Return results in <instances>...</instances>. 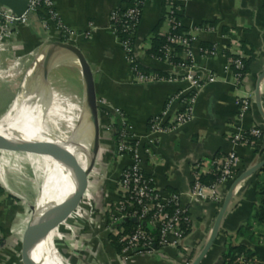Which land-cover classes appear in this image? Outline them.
Here are the masks:
<instances>
[{"label":"crops","instance_id":"0c3cea01","mask_svg":"<svg viewBox=\"0 0 264 264\" xmlns=\"http://www.w3.org/2000/svg\"><path fill=\"white\" fill-rule=\"evenodd\" d=\"M132 1L53 0L56 18H48L45 26L39 12L31 14L29 24L18 30L13 43L19 55L37 53L46 41H63L61 30L70 31L73 36L67 42L82 51L94 73L98 101L105 104L99 112L100 148L87 188L74 210L68 211L63 206L76 195L75 191L56 205L58 217L46 235V252L52 264H122L113 239L126 229V221L116 211L121 175L131 163L129 156H119L117 152L124 122L131 128L133 141L141 147L144 174L152 179L163 198L180 195L193 220L182 247L137 256L130 264L191 262L208 241L231 185L219 187L216 203H192L189 194L194 165L200 163L210 168L214 158L235 151L238 157L235 180L264 161V118L256 102L259 85L264 113V78L259 81L264 72V0H172L184 29L195 37L193 72L202 77L213 74L216 78L197 91L192 122L164 135H153L149 122L161 113L171 96L188 86L178 81L147 84L136 81L128 56L111 27L112 14ZM164 10V0H150L143 7L133 43V59L149 71L180 80L188 70L175 68L148 53L155 28L160 25L161 35L167 32L166 23L161 25ZM204 44L214 46L215 55L201 54L199 48ZM245 53L250 59L248 72L237 82L230 68V56ZM243 98L251 101V107L241 118L237 101ZM103 112L108 113L110 122L105 121ZM107 124L112 128L109 133L103 128ZM254 127L263 131L261 139L253 146H233L231 137L235 133H245ZM26 135L19 137V141H41H26ZM7 153L27 155L30 160L35 157L34 174H38L41 156ZM6 168L0 165V264H25L24 254L30 255L26 234L33 213L26 221L22 220L30 208L24 205V198L6 193L10 189V172ZM49 169L41 179V186L37 178L33 180L38 190L36 203ZM263 180L261 169L237 185L218 238L202 264H222V257L232 246L246 247L255 264H264V225L258 224L253 216L259 202L258 186ZM85 201L90 204L85 205Z\"/></svg>","mask_w":264,"mask_h":264},{"label":"built area","instance_id":"2783aa9c","mask_svg":"<svg viewBox=\"0 0 264 264\" xmlns=\"http://www.w3.org/2000/svg\"><path fill=\"white\" fill-rule=\"evenodd\" d=\"M150 0H133L131 7H122L117 9L111 18V27L113 33L117 36L123 50L128 56L132 66L134 77L139 83H154L170 81L185 83L188 87L171 96L164 109L159 115L149 122V130L153 135H164L174 132L179 127L192 122L194 109L197 100V91L204 85L215 81L216 76L211 74L206 77L197 76L193 72V47L195 37L193 33L184 35L171 34L178 28H182V20L179 19V13L172 0H165V19L169 32L167 41L172 45H179L185 48L184 59L190 60V63L173 66L175 68L185 69L189 72L180 80L175 78H160L158 76H144L137 72L133 67V43L135 34L141 21L143 7ZM28 10L20 17L11 10L0 6V43L14 47L15 35H10L13 27H25L29 24V17L33 13H42L44 15L42 24L46 25L48 18H56L53 0H27ZM58 26V25H57ZM59 27V26H58ZM63 41L67 42L72 36L68 30H61ZM119 34L124 38H120ZM201 54L213 56L216 48L204 50L199 48ZM36 55V54H35ZM172 55L171 47H168L166 58L170 59ZM245 55H240L236 59H230V68L233 70L234 78L241 82L245 75L242 71L245 65L242 60ZM34 59V58H33ZM32 63V62H31ZM171 65V64H170ZM172 66V65H171ZM239 116L243 118L250 110L251 101L248 98L237 101ZM103 102L98 101L99 112L104 107ZM105 121L110 122L108 113L103 112ZM107 133L111 132L110 124L103 127ZM263 131L260 128H252L245 133H235L231 137L233 146H253L256 142L250 138L261 139ZM119 156H129L130 165L123 171L119 183L120 198L116 205V211L125 221L133 220L137 223L136 228L122 235L119 244L122 249L120 256L122 264H130L131 260L137 256H151L159 250L177 249L182 247L186 238L185 228L191 231L193 220L190 210L183 204L182 198L178 194H170L163 198L154 188L153 181L147 177L143 170V154L138 143L133 141L131 128L127 123H123L119 131L118 149ZM13 156V154L3 152L0 161L4 156ZM238 157L235 151L227 155L214 158L210 168L205 164H196L192 168V187L190 199L194 204L216 203L219 200L218 190L222 185H230L235 178V169ZM0 165L2 163L0 162ZM206 176L216 177L215 182L205 184L203 179ZM90 202L85 201V205ZM93 218V217H92ZM192 261H185L184 264H191ZM253 258L244 256L238 257L231 264H255Z\"/></svg>","mask_w":264,"mask_h":264},{"label":"water","instance_id":"95a60500","mask_svg":"<svg viewBox=\"0 0 264 264\" xmlns=\"http://www.w3.org/2000/svg\"><path fill=\"white\" fill-rule=\"evenodd\" d=\"M0 6L11 10L18 17L24 15L28 10L27 0H0ZM71 53L77 60L83 81L84 89V103L86 107V114L91 124L90 130V157L88 167H84L82 171L74 178L75 192L76 195L72 197L63 207L68 211L74 210L80 203L84 190L87 188V180L92 172L99 148H100V120H99V107L98 98L96 93V86L94 80V73L91 66L85 59L82 51L72 43H66L62 41H46L38 49L32 63L29 67L30 78L36 87L35 94L39 96L40 105L45 106L48 100V81L43 75V71L48 65L59 58L61 55ZM264 78V72L259 77V81ZM256 102L260 110L261 115L264 118V113L261 111L260 97H259V85L256 91ZM84 125L82 121L79 128ZM50 143V142H49ZM49 143L42 144L38 142H22L19 139H12L11 137L0 135V151L5 152H20L26 154H34L38 156L47 155L50 156L51 147ZM71 154H67V150L64 148L58 153L55 159L59 162L68 161ZM264 167V161L248 169L245 173L237 177L231 184L230 189L223 201L218 216L215 220L213 229L210 237L197 257L192 261L191 264H202L204 259L209 254L213 245L215 244L218 235L221 231V227L225 216L231 206L233 194L237 185L251 176L258 170ZM57 207L55 204L49 206L42 215L35 217L32 222L28 225L27 229V248L30 255L24 254L25 264H38L32 260L31 254L45 239L47 232L53 222L58 217Z\"/></svg>","mask_w":264,"mask_h":264},{"label":"rangeland","instance_id":"374dc122","mask_svg":"<svg viewBox=\"0 0 264 264\" xmlns=\"http://www.w3.org/2000/svg\"><path fill=\"white\" fill-rule=\"evenodd\" d=\"M20 28L21 27L14 26L10 35H15L14 37H16ZM3 43L4 45L0 43V77L2 76L3 79L2 82H0V118L9 111L10 106L14 103L15 98L20 93V86L36 54V51H34L29 54L23 55V53L19 55L18 52H16L17 50L15 51V47L11 49V47L5 45V41ZM19 58H21V60L23 59V62ZM56 68L57 69L53 70L46 77L48 81L47 91L49 93V88L53 90L52 92L57 95L56 100L60 107L54 108L56 115L52 117V121H49L47 118H42L41 123L34 131H32L31 135L25 136L26 141H29V139L35 141L40 139L41 141H37L38 143L46 144L50 142L45 139L48 135L49 137L52 136L55 140H60L63 136L62 132L71 128L73 122L77 120L79 115H81L82 110L84 116L88 117L84 103L83 84L79 77L81 74L75 68ZM33 92H36L34 84ZM56 100L48 98L47 106L52 109L53 103ZM60 115L63 117L64 123L61 124V130H58L54 118ZM2 156L3 153L0 154V158ZM41 157V168L39 169L38 174H34L32 160L35 161V157L30 160L27 155L23 154H17L14 156L5 155L3 161H0L10 172L8 174L10 189L6 193L13 194L15 197L24 198V205L30 208L29 211L22 216L23 221H26L34 211L35 203L38 198V190L35 184L38 183L39 185L40 183L41 186V179L54 163L47 155H42ZM77 163L78 155H75L71 158L69 166L62 178L67 175H72L76 169ZM36 178L38 179V182L34 183L33 180ZM46 182L47 178L45 184Z\"/></svg>","mask_w":264,"mask_h":264},{"label":"bare ground","instance_id":"6f19581e","mask_svg":"<svg viewBox=\"0 0 264 264\" xmlns=\"http://www.w3.org/2000/svg\"><path fill=\"white\" fill-rule=\"evenodd\" d=\"M56 67L75 68L81 74L79 64L71 53L61 55L55 61L51 62L43 71L44 77L46 78L53 70L57 69ZM52 91L49 88L48 98L56 100L57 95ZM56 102L57 100L54 101L52 109L47 106L48 100L45 106L40 105L39 96L33 92V81L30 78L28 69L20 86V93L10 106L9 111L0 118V135H5L15 140L22 135H31L42 118H47L49 121H52V117L56 115L54 108L60 107L59 103ZM54 120L56 122V128L61 130V124L64 123L63 117L61 115L56 116ZM82 121L84 125L79 128ZM90 130V121L88 117L84 116L82 110L81 115L73 122L71 128L62 132L63 136L60 140H55L52 136L49 137V135L45 138L47 141H50L48 144L51 147L49 157L54 163L49 169L47 182L40 193L31 222L35 217L42 215L49 206L57 205L62 199L75 191L74 178L84 167H88L89 164ZM64 148L67 150V154H71V157L67 162L64 161L61 163L55 157ZM75 155H78V163L74 173L62 178L69 166L71 158ZM31 258L38 264H52L46 252L45 240L32 252Z\"/></svg>","mask_w":264,"mask_h":264},{"label":"trees","instance_id":"16d2710c","mask_svg":"<svg viewBox=\"0 0 264 264\" xmlns=\"http://www.w3.org/2000/svg\"><path fill=\"white\" fill-rule=\"evenodd\" d=\"M132 5H133V1L130 2L129 4H127L126 7H131ZM164 8L166 9L165 0H164ZM39 17L43 18L44 15L42 13H39ZM179 19H181L180 16H179ZM163 23H166L165 10H164V16H163V20L161 22V25ZM159 28H160V25L157 26L154 30L151 49L148 52L149 55L151 57L157 59V60L167 62V63L171 64L172 66H179L181 64H187L188 65L190 63V60L184 59L185 48L182 46H179V45H172L171 46L167 41V38H168L167 32H169V30L167 29V32L165 34L161 35L159 32ZM185 33H188V31L185 30L184 27H182V28L180 27L175 31H171V34H176L179 36L180 35L182 36ZM119 37L124 38V36L121 34H119ZM168 47H171V49H172V55L170 56V59L166 58V53H167ZM202 48L204 50L210 51L213 48V46L208 45V44H204L202 46ZM247 56H248V54H246L245 58L242 60L243 64L245 65V69L242 71V73L244 75L247 74L248 67L250 64V59H248ZM236 58L237 57H235V56H230V59H236ZM133 67L135 68V70L137 72L141 73L144 76H158L160 78H168V76H166L160 72L149 71V70L143 68L137 62L133 63ZM250 139L253 142L258 141V139H255V138H250ZM262 172L264 174V167L262 168ZM215 180H216V177L207 176L203 179V182L205 184H210V183L215 182ZM257 191H258V196H259V202L257 203V205L255 207L253 216H254V220L258 224L264 225V180L259 184ZM125 226H126V229H125L124 234H128L136 228L137 223L133 220H129V221H126ZM185 232H186V236H187L189 234L190 230H188V228H185ZM122 235L123 234H121L119 237L113 239L114 245L116 246V248L119 252L122 249L121 245L119 244V240L122 237ZM240 256H244L246 258H252L253 257L251 252L246 247H244V246H239V247L232 246V247H230L229 253L225 254L222 257V264H231Z\"/></svg>","mask_w":264,"mask_h":264}]
</instances>
